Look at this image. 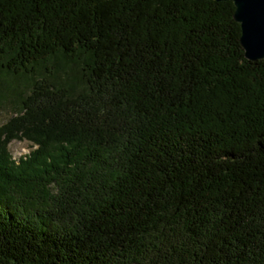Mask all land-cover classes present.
Listing matches in <instances>:
<instances>
[{"label":"trees","instance_id":"obj_1","mask_svg":"<svg viewBox=\"0 0 264 264\" xmlns=\"http://www.w3.org/2000/svg\"><path fill=\"white\" fill-rule=\"evenodd\" d=\"M234 12L0 0V264H264V60Z\"/></svg>","mask_w":264,"mask_h":264},{"label":"water","instance_id":"obj_2","mask_svg":"<svg viewBox=\"0 0 264 264\" xmlns=\"http://www.w3.org/2000/svg\"><path fill=\"white\" fill-rule=\"evenodd\" d=\"M197 1V0H193ZM234 3V19L240 24V44L249 61L264 60V0H209Z\"/></svg>","mask_w":264,"mask_h":264},{"label":"rangeland","instance_id":"obj_3","mask_svg":"<svg viewBox=\"0 0 264 264\" xmlns=\"http://www.w3.org/2000/svg\"><path fill=\"white\" fill-rule=\"evenodd\" d=\"M8 100L0 103V126L4 125L11 118L16 117L20 111V106L14 103V96L7 95ZM31 143L27 141H13L9 145V151L12 155V159L15 162H19L21 157L29 155L32 147ZM35 148V147H34Z\"/></svg>","mask_w":264,"mask_h":264}]
</instances>
